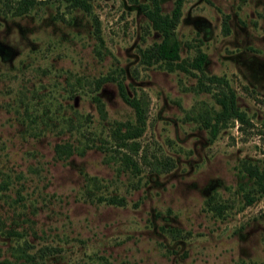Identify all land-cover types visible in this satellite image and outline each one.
<instances>
[{"label": "rangeland", "instance_id": "374dc122", "mask_svg": "<svg viewBox=\"0 0 264 264\" xmlns=\"http://www.w3.org/2000/svg\"><path fill=\"white\" fill-rule=\"evenodd\" d=\"M83 1L0 0V264H264V192L244 204V166L264 168V0H183L171 63L140 57L153 0ZM198 52L245 116L214 135ZM106 75L147 102L137 152L114 144L134 115Z\"/></svg>", "mask_w": 264, "mask_h": 264}, {"label": "trees", "instance_id": "16d2710c", "mask_svg": "<svg viewBox=\"0 0 264 264\" xmlns=\"http://www.w3.org/2000/svg\"><path fill=\"white\" fill-rule=\"evenodd\" d=\"M23 5L18 3L16 7L17 13L26 10L27 6L31 5L34 0H21ZM183 0H173L172 7L166 13L161 12L160 6L157 0H153V6L145 10V15L150 21L151 26L160 33V39L153 42L151 45L140 50V57L143 62L149 63L158 59L164 60L167 63H171L178 58V40L174 34V27L178 21L180 15V8ZM75 5H81L87 7L83 0H73ZM227 28H225L226 30ZM204 52H198L190 61L191 67L199 71L198 82L202 85L204 90H210V83L218 87L213 93L214 99L219 105V108L212 114L213 121L208 122L210 133L214 135L217 131V123L227 118H235L240 122L244 120L245 116L240 111L234 98L233 88L228 84L227 80L222 75L209 74L206 75L202 72V64L205 59ZM182 68H187L181 62L177 63ZM112 79L116 81L118 94L122 100L127 103L133 109V120H126L118 122L112 129V137L114 144L118 146L126 147L129 151L137 152L138 143L136 138L141 134L145 127L147 102L144 101L142 96L129 95L122 81L114 75H106L100 78ZM98 85V84H97ZM98 107H102V103L98 97H95ZM75 148L69 142L57 143L55 145V152L57 156H67ZM264 153V149H263ZM124 162L133 163L128 153H123ZM169 160V159H168ZM166 168L172 166V161H166ZM161 162V161H160ZM247 178L251 179V186L247 188L244 193V204L251 203L257 195L264 192V168H258L256 165L244 166ZM107 202L121 204L123 199L115 196H108L104 198ZM45 253V252H43ZM30 262L36 264H43L41 261H33V257L28 258Z\"/></svg>", "mask_w": 264, "mask_h": 264}]
</instances>
